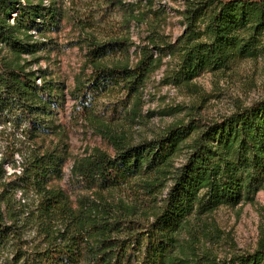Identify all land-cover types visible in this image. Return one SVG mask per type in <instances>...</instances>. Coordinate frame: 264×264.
I'll use <instances>...</instances> for the list:
<instances>
[{
    "label": "trees",
    "instance_id": "16d2710c",
    "mask_svg": "<svg viewBox=\"0 0 264 264\" xmlns=\"http://www.w3.org/2000/svg\"><path fill=\"white\" fill-rule=\"evenodd\" d=\"M60 18L52 4L0 0V45L12 54L0 59V108L21 112L30 138L55 131L48 117L58 106L59 85L45 70H32L22 56L35 53L41 44L29 31L36 26L39 32L51 29ZM183 19L184 32L175 44L160 45L150 36L137 47L133 67L102 65L103 44H94L87 54L92 71L74 84L71 98L93 114L94 102L106 93L138 95L157 59L166 55H179L182 80L235 58L264 56V0H189ZM104 137L112 153L93 147L73 161L71 177L80 188L108 191L144 177L150 193L163 194L154 199L156 210L142 217L138 205L98 195L79 197L73 205L64 190L50 185L61 178L65 155L57 150L34 153L22 173L37 201L29 209L0 210V264H264V246L216 259L193 253L188 258L179 244L189 216L252 201L264 191V100L216 121L175 122L159 137L136 144L108 128ZM31 227L41 236L39 242L22 249L23 230ZM7 246L14 253L10 260L2 258Z\"/></svg>",
    "mask_w": 264,
    "mask_h": 264
},
{
    "label": "rangeland",
    "instance_id": "374dc122",
    "mask_svg": "<svg viewBox=\"0 0 264 264\" xmlns=\"http://www.w3.org/2000/svg\"><path fill=\"white\" fill-rule=\"evenodd\" d=\"M30 1H41L43 6L52 4L61 14L55 27L39 32L36 26L29 31L33 41L41 44L35 53L22 56L31 62L32 70H45L59 85L58 106L52 108L48 117L56 129L30 138L23 114L10 106L0 108L3 213L7 207L21 210L36 204V195L25 185L29 177L22 171L29 166L34 153L57 150L66 159L61 165V178L52 179L50 185L64 190L73 205L79 197L94 199L98 195L110 202H132L138 205L141 216L150 215L156 210L155 200L163 194L150 193L143 185L144 177L128 179L111 191L83 189L71 177L73 161L93 147L111 154L112 147L104 137L107 128L126 143L136 144L159 137L175 122L186 123L192 118L216 121L264 100L262 54L235 58L220 68H204L189 80L178 76L182 60L174 54L157 59L138 95L126 97L123 91L106 93L94 102L93 114L87 113L69 91L91 73L87 54L95 48L94 44H103L104 55L99 59L102 65L133 67L138 60L137 47L148 43L150 36L154 35L160 45L177 42L184 32L183 15L189 0ZM14 15L15 12L8 19L10 23ZM11 57L8 48L0 45V59ZM35 83L40 85V78ZM188 222L179 238L182 254L188 258L193 257L192 253L216 259L251 253L264 246V191L255 193L252 201L219 206L204 215L193 214ZM34 230V227L23 230L22 249H30L39 242L41 236ZM12 250L11 246L4 248L2 258L10 260Z\"/></svg>",
    "mask_w": 264,
    "mask_h": 264
}]
</instances>
